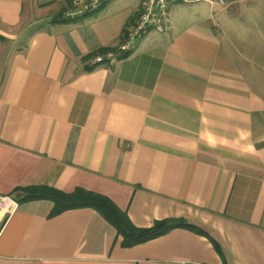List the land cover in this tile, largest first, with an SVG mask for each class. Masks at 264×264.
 Segmentation results:
<instances>
[{
  "label": "crops",
  "instance_id": "crops-1",
  "mask_svg": "<svg viewBox=\"0 0 264 264\" xmlns=\"http://www.w3.org/2000/svg\"><path fill=\"white\" fill-rule=\"evenodd\" d=\"M143 2L0 0V264H264V9L177 1L121 51ZM31 185L188 226L126 245L93 207L20 200Z\"/></svg>",
  "mask_w": 264,
  "mask_h": 264
},
{
  "label": "trees",
  "instance_id": "trees-1",
  "mask_svg": "<svg viewBox=\"0 0 264 264\" xmlns=\"http://www.w3.org/2000/svg\"><path fill=\"white\" fill-rule=\"evenodd\" d=\"M58 17V19H65V12ZM19 190L23 195L20 200L51 198L59 206V210L86 206L97 209L116 227L118 233L123 236V243L126 245H134L152 239L178 226H188V223L182 218H164L156 220L151 226L138 227L131 222L127 212L122 210L109 196L82 187H77L72 192L61 191L47 185L24 186Z\"/></svg>",
  "mask_w": 264,
  "mask_h": 264
},
{
  "label": "built area",
  "instance_id": "built-area-1",
  "mask_svg": "<svg viewBox=\"0 0 264 264\" xmlns=\"http://www.w3.org/2000/svg\"><path fill=\"white\" fill-rule=\"evenodd\" d=\"M108 0H71V7L65 12L68 16H77L86 12L99 9L104 2ZM177 1H196V0H144L139 15L134 24L131 25L127 36L121 42L119 48L121 51L133 50L138 41L150 30H165L166 15L170 6ZM222 5L226 0H218ZM117 59L115 51H108L105 54L94 55L89 64H95L103 61L114 63ZM17 201L10 195L0 194V209L12 212L17 208Z\"/></svg>",
  "mask_w": 264,
  "mask_h": 264
},
{
  "label": "rangeland",
  "instance_id": "rangeland-1",
  "mask_svg": "<svg viewBox=\"0 0 264 264\" xmlns=\"http://www.w3.org/2000/svg\"><path fill=\"white\" fill-rule=\"evenodd\" d=\"M215 1H218V0H215ZM242 1H248V0H242ZM255 1H256V4H257V5H256V8H257V9H258V8H259V9H260V8H261V9H264V8L261 7V6H263L262 3H264V0H255ZM226 2H227V0H226ZM206 4L209 6L210 3H207V2H206ZM212 6H213V10H217V11H218V9L220 8V6H219L218 4H212ZM214 8H215V9H214ZM215 14H216V13H215ZM216 16H217V18H219L220 13H217Z\"/></svg>",
  "mask_w": 264,
  "mask_h": 264
}]
</instances>
